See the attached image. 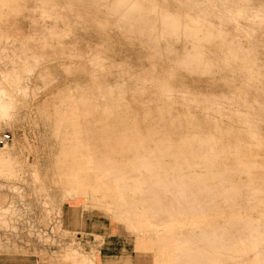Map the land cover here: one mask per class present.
Returning <instances> with one entry per match:
<instances>
[{"label": "rangeland", "instance_id": "obj_1", "mask_svg": "<svg viewBox=\"0 0 264 264\" xmlns=\"http://www.w3.org/2000/svg\"><path fill=\"white\" fill-rule=\"evenodd\" d=\"M192 1L205 4L204 0ZM70 2L59 0L52 6L39 0H0V95L9 104L7 115H0V155L7 159L0 161V264H85L87 260L97 264L103 237L88 234V214L102 215L118 227L130 243L128 248L149 256L147 264H241L239 260L243 264H264L261 226L253 230L236 220L216 229L200 222L187 223L199 214L200 205L209 208L205 213L218 212L214 204L223 202L221 195L225 193L217 189L214 195L198 203L192 195L197 182L187 169L179 177L188 188L186 199L178 196L176 183L171 185L175 177L167 179L162 175L160 180L153 174L150 177L148 170L162 172L157 161L168 165L174 161L169 154L157 156L168 147L159 149V141L154 139L164 137L166 130L157 127L161 133L155 131L157 123L151 127L157 136H149L153 133L149 132L150 126L149 131L144 126V131L136 127L145 118V126L153 124L154 118L162 123L163 114L155 102L152 108L156 107L157 114L151 110L147 95L146 101L144 97L139 100L136 95L131 96L139 89L140 77L147 73L150 58L139 54V44L130 43L138 42L134 37L137 34H126L118 27L114 15L107 13L97 21L95 14L82 10L78 2L73 3L79 11ZM252 2V9L260 13L257 18L264 19V0ZM110 17L115 18L114 22ZM263 26L262 30L256 28L252 32L259 34L258 48L264 57ZM103 31H109L111 38H104ZM95 59L100 64L96 65ZM94 68L97 70L92 77L89 71ZM147 83L150 87L151 82ZM6 134L10 139L5 138ZM262 153L259 158L264 157ZM201 168L199 165L197 170ZM138 171L145 173L144 177L138 176ZM218 179L206 183H218ZM162 184L171 189L170 193ZM154 186L164 187L163 193L155 196L148 192ZM120 189L124 194L122 200L116 195ZM154 196L161 198L162 203H153ZM178 200L188 208L180 210L184 213L186 209V214L174 211ZM170 201L176 202L173 204L176 208L168 211L164 205L167 202L170 208ZM172 213L176 220L188 221L173 222L169 216ZM136 214L144 215L146 225H133ZM200 224L201 228H197ZM165 229H169L168 235L173 232L169 235L172 239ZM177 231L181 233L176 234ZM235 231L240 238L231 241ZM241 232L253 235L251 242ZM253 248H258L256 255L261 260ZM168 251L180 255L175 254L176 258L169 261L165 254ZM155 255L160 258L156 263ZM233 256L241 258L232 260Z\"/></svg>", "mask_w": 264, "mask_h": 264}, {"label": "bare ground", "instance_id": "obj_2", "mask_svg": "<svg viewBox=\"0 0 264 264\" xmlns=\"http://www.w3.org/2000/svg\"><path fill=\"white\" fill-rule=\"evenodd\" d=\"M39 1L54 6L59 0ZM67 1L70 2L71 0ZM75 1L78 2V7H84H82V10L85 9L84 11L87 13L95 14L96 20L102 18L107 13L114 15L118 27L125 31L126 34L128 32V35L130 33L132 35V32L133 35L137 34L134 37L137 38L138 42L134 40V42L130 43L134 44V46L139 44V54L142 53L143 56L140 54L142 57L150 58V67L147 73L140 77L142 83L139 89L136 88L137 91L134 94L131 93V96L136 95L138 99L144 97L145 101L148 97V102H151L149 104L151 108L152 102H155L156 104L154 105L163 114L161 117L162 123L159 124L158 119V122L154 120L157 109L153 106L155 111L153 108L151 110L155 114L153 113V116V111L151 114L154 121L151 120L155 124L151 123V125H148L149 123H146L147 125L145 126V118V122L143 123L144 119L142 124L138 121L137 125H139H136V127H141V130L144 131V126V129L147 127L146 129L149 131L148 126L153 128L158 123L154 127L155 131L164 129V131L166 130V134H163L165 136L159 137V139L155 137L154 141H159V149L161 147L164 148V146L168 148H165L163 152L161 151V154L165 152L164 154L157 156L163 157L169 154L174 159L169 165L165 163L159 164L160 161H157L159 170L162 172L157 173V169L148 170L150 177L152 174L155 179L159 180L162 175L166 176L167 179L175 177V180H170L172 181L171 185H175L176 183L178 185V196L186 199L189 196L188 188L185 181H182L179 177L187 169L190 175L194 177V181L197 182L195 186L197 188H195L194 192L192 191V195L198 203L205 201L206 197L213 194L217 189L221 193L226 194L225 196L221 195L223 202L221 201L217 205L214 204V208L219 209L218 212L205 213L209 208L199 204L200 207L197 210V212L200 211L199 214L195 212L197 214L194 215L196 218L194 217L193 219L192 217L193 220L190 218L193 222L185 219L188 221L187 223L190 222L193 225L194 222L196 224L200 222L205 226H213V229H216L225 222L236 220L238 222H245L253 230L260 229V226L261 229H264V157H261L263 153L260 155L261 158H259L260 152L264 151V127H262L264 123V57L258 48L261 45L258 40L259 34H255V31L254 33L252 32L256 28L262 30L260 28L264 25V19L257 18L260 13L259 10L252 9L254 2L252 0H204L205 4H199L192 0H73V2ZM73 2L69 3L70 6L74 5V9L75 7L77 9L76 3L74 4ZM80 3L81 5H79ZM102 6L103 8L107 7V9H103ZM77 11L79 10L77 9ZM99 14L102 16L99 17ZM114 17H110L112 18V22H114ZM103 29L105 30V28ZM102 33L104 38H111L109 31H103ZM96 59V65L100 64L99 62L102 59L100 61H96ZM145 64L148 65V62ZM96 70L94 68L89 71L92 77H95L94 72ZM147 81L151 82L150 87L147 85ZM2 98L0 95V115H7L9 104ZM131 103L133 102L129 104ZM132 113L136 115V112ZM144 115L146 116V114ZM134 117L137 119L136 116ZM157 127L160 128L157 130ZM152 128L149 132L153 131ZM160 131L158 132L161 133ZM153 134L156 135L157 133L153 131V133L148 135L154 136ZM149 136H147L148 140L150 139ZM6 160L5 157L0 155V161L5 162ZM199 165L202 167L201 171L197 170ZM174 171L178 173L172 176L171 172ZM144 175L145 173L138 171V176L144 177ZM189 177L191 178V176ZM217 177L220 178V180L218 179V183L214 181L206 183V181L210 179L214 180ZM104 181L107 180L104 179ZM162 186L166 187L167 193H170L171 189L166 184H162ZM163 188L154 186L153 189L150 188V191L148 189V192L156 196L163 193ZM112 191L114 190L112 189ZM172 193L174 194V191ZM116 195L120 200L124 197L121 189L116 191ZM155 196L151 198L152 202L162 203L163 200ZM165 196L164 198H166ZM244 198L245 201H240ZM180 200L177 201L178 204L173 202V204L176 203L175 205H178L180 208L178 206V209L176 207L173 208L174 205L170 201L171 207L168 205L170 207L168 208L166 202L164 205L165 209L170 211V209L176 208L174 211L177 210L178 214L183 213L182 209L187 207L185 203H180ZM199 205L197 204V206ZM210 208L212 209V207ZM242 209L249 210L244 211ZM180 210L182 211L180 212ZM189 211L191 210H188V215L190 214ZM172 215L173 213L169 216H171L173 222H178L179 220L178 223H180L183 219L176 220V217L173 218ZM134 216L132 222L134 226L146 225L144 222L145 218H142L144 215L136 214ZM185 220H182V222H185ZM182 226L180 228L183 229ZM201 226L202 224L197 226V228H201ZM168 230L165 231L167 236L170 233L173 234L174 230L172 228L171 231L173 232H170L169 235ZM236 232H234L233 239L229 240L234 241L235 237L240 238ZM242 232L241 236H246L244 239H249L247 242H251L253 235L250 233L242 234ZM168 238L172 239L173 237L169 236ZM231 244L232 248H234L233 242ZM246 247L249 248L248 246ZM253 250L255 249L253 248ZM256 250L258 251V248ZM256 250L255 256L260 258V255H256ZM165 254L168 256L167 260L169 261L171 259L174 260L175 254L178 257L180 255L178 253L172 255L173 253L171 254L169 251ZM171 255L172 258H169ZM154 257L156 263L160 259L159 255L158 257L157 255ZM236 258L241 257L233 256L232 260H237ZM87 261L85 264H94L92 261ZM241 261H244V259ZM239 263L243 264L240 260Z\"/></svg>", "mask_w": 264, "mask_h": 264}, {"label": "crops", "instance_id": "obj_3", "mask_svg": "<svg viewBox=\"0 0 264 264\" xmlns=\"http://www.w3.org/2000/svg\"><path fill=\"white\" fill-rule=\"evenodd\" d=\"M86 217L88 234L103 237V242L97 257V264H147L149 256L141 254L133 247L118 227L112 226L102 215L88 214ZM133 246V245H132Z\"/></svg>", "mask_w": 264, "mask_h": 264}, {"label": "built area", "instance_id": "obj_4", "mask_svg": "<svg viewBox=\"0 0 264 264\" xmlns=\"http://www.w3.org/2000/svg\"><path fill=\"white\" fill-rule=\"evenodd\" d=\"M5 138H6V139H10V135H9V134H6V135H5Z\"/></svg>", "mask_w": 264, "mask_h": 264}]
</instances>
